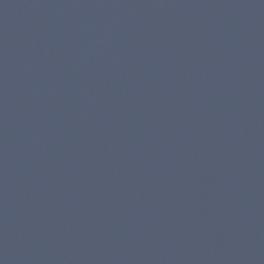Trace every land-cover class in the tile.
<instances>
[{
	"label": "water",
	"instance_id": "obj_1",
	"mask_svg": "<svg viewBox=\"0 0 264 264\" xmlns=\"http://www.w3.org/2000/svg\"><path fill=\"white\" fill-rule=\"evenodd\" d=\"M0 264H264V0H0Z\"/></svg>",
	"mask_w": 264,
	"mask_h": 264
}]
</instances>
